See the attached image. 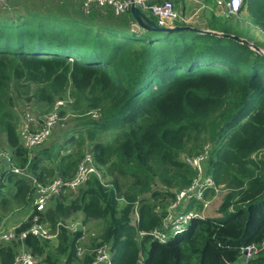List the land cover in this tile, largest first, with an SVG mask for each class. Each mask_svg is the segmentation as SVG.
I'll return each mask as SVG.
<instances>
[{
	"label": "trees",
	"instance_id": "1",
	"mask_svg": "<svg viewBox=\"0 0 264 264\" xmlns=\"http://www.w3.org/2000/svg\"><path fill=\"white\" fill-rule=\"evenodd\" d=\"M243 11L264 32V0H246ZM130 18L121 35L114 27L92 32L94 25L69 18L57 21L69 23L68 29L34 26L37 16L0 25V138L14 165L46 184L57 175L71 179L91 151L108 179L92 177L77 195L57 197L41 214L56 234V247L33 236L26 247L40 258L38 264H94L106 245L111 264H234L254 244L260 252L252 264H264V55L187 30L144 39ZM208 30L242 37L234 24L216 16ZM67 94L74 111L99 117L65 133V151L57 143L28 150L20 139L17 101L51 110ZM111 134L115 138L105 143ZM87 142L92 148L83 152ZM207 144V174L227 191L218 210L225 217L196 218L168 242L155 240L151 233L197 175L184 155L197 156ZM56 161L57 169L51 166ZM5 175L0 222L16 208L29 207L33 193L32 180ZM76 214L84 226L102 225L82 256L83 230L70 233L64 224ZM31 225L29 219L19 230ZM16 256L13 247L0 246V264H13Z\"/></svg>",
	"mask_w": 264,
	"mask_h": 264
},
{
	"label": "built area",
	"instance_id": "2",
	"mask_svg": "<svg viewBox=\"0 0 264 264\" xmlns=\"http://www.w3.org/2000/svg\"><path fill=\"white\" fill-rule=\"evenodd\" d=\"M215 1L217 7L222 10V16L225 18H238L243 12L246 2V0ZM5 2L6 0H0V5ZM79 2L80 11L85 16L94 14L105 16L111 11L115 16L121 17L130 15L132 8L136 7L150 20H152L150 18L151 15L155 19L152 21L161 28L173 29L180 26L182 22V16L172 1L153 3L151 0H79ZM132 28H139L136 22L132 24ZM62 104V102L58 103L56 109ZM92 114L94 115L93 118L99 117L98 112H92ZM58 117L47 119V124L37 133H31L29 125L23 127L22 139L25 141V147L32 151L44 145L53 134ZM210 150L211 145L207 144L197 156L184 155V161L196 170L197 175L189 188L177 194L176 200L171 203L166 211V216L163 218L161 226L151 233L155 240L166 243L170 239L186 232L191 222L196 218H204V212L211 207L212 201L206 197V193L210 189H215L216 191L218 189L213 177L207 174L206 171ZM3 164H7L9 170L0 174V191L4 189L6 184L7 178L5 174L7 172H13L32 180L33 193L30 199V207L33 208V211L28 217V220L32 219V225L28 230L20 231V226H14L8 230H5V226L0 228V246H12L20 242L24 250L17 254L13 264H38L41 261L40 258L26 247L25 240L29 236L41 241H51L56 238V234H53L49 225L42 221L41 214L50 208L56 198L63 193L64 189L77 192L85 188L92 177L95 176L101 179V172L91 151H87L84 154L76 173L71 179H64L62 176L57 175L46 184H42L33 176L26 174V170L16 167L12 162V154L8 151L0 152V168ZM73 227L76 229V226ZM78 229L80 228H77V231ZM259 252L258 246L249 245L243 248L239 261L234 264H252ZM111 257L107 247L104 246L99 249L94 264H111Z\"/></svg>",
	"mask_w": 264,
	"mask_h": 264
},
{
	"label": "rangeland",
	"instance_id": "3",
	"mask_svg": "<svg viewBox=\"0 0 264 264\" xmlns=\"http://www.w3.org/2000/svg\"><path fill=\"white\" fill-rule=\"evenodd\" d=\"M15 1H17V0H8V5L0 6V18H4V19H1L0 25L9 24L7 22V20H10V19H12L14 21H17L18 19L29 20L30 19V16L28 15L29 12H33V13H31V15H34L35 13L45 12L44 15H48V16H50L49 15L50 13H53V11L50 9H48V10L43 9L41 7H36V5H28V7L21 8V7L25 6L24 3L20 5L19 3H15ZM51 4L56 5L55 10H58L56 12H62L63 11L65 5H62V4H68L69 6L73 5V7L75 8V11L79 12L78 8L75 7L76 2L72 1V0H67V1H65V0H54V1H51ZM244 12H243V14L240 15L239 18H237V19L235 18V21H236L235 23L237 24L236 32L240 36L244 37V39L248 40L249 42H251L252 44L257 46L258 48L262 49V51L264 52V32L262 30H260L259 28L255 27L249 21L247 22V20L245 19L246 15H244ZM77 16L79 17V15H77ZM38 18H40L41 20L33 21L32 24L34 26H37L39 23H44V24H47L48 27H63L66 29L72 28L71 26H69V23H66L67 25L63 24V23L62 24L53 23L52 21L48 20V17H44V16L43 17L40 16ZM150 18L152 20H155L151 15H150ZM86 24H88V23H86ZM229 24L233 25V19L229 20ZM194 26L199 28V29H201V27H202L198 24L194 25ZM204 27H206V26H203L202 28H204ZM73 28L75 30H77L75 26ZM96 30L98 31L97 28H92V32H94ZM206 30H207V28H206ZM81 31H84V30H81ZM207 31H209V30H207ZM111 34H114V33L111 32L110 36H111ZM125 34H130V33H125ZM167 34L168 33H165V34L156 33V35H155V33H150V32H147L146 30H144L142 32L141 36H144L143 37L144 39L154 37V36H157L159 38L160 37L165 38V36ZM10 41H15V37L11 38ZM34 89H35V87L32 86V90H34ZM71 101H72L71 97L69 96V94H67L63 98H58L56 100V103H55L53 109L49 110L46 107L38 106V105H36L30 101L18 100L17 101V110L19 112L20 120H21L20 125H19V134H20V139H21V142L23 143V145L25 146V141H24V139H22L23 127H25L26 125L27 126L29 125L30 132L31 133H37L38 131H41L43 129L45 124H47L46 123L47 119L59 116L58 120L56 119L57 124L54 127L53 134L50 136L49 140L46 142L47 145L45 147L57 143V145H59L65 151L67 148L66 147L67 138L62 139V136L65 133H69L70 131L73 132V129L76 126L80 125V123L84 122V120L94 117V115L92 113L80 114V113L74 111L72 108V105H71ZM60 102H62L63 104L60 105V107L58 109H56L57 104ZM28 119H29V121H28ZM72 136H73V134H72ZM114 138H115V136L111 134V135L105 137L104 142L110 143V142H112V140ZM92 145H93V143L87 142L83 148V152L89 150L90 147L92 148ZM5 149H8V146H7L5 138L2 137V138H0V152L6 151ZM51 163H52L51 166H53L55 169H57L58 162L56 161L54 163L53 162H51ZM8 170H9V166L7 164H3L0 168V174L3 172H6ZM103 176H104V174L101 173L100 177H101L102 182H108V179L107 178L105 179ZM13 192H14V190H13L12 186L10 185V189H9L8 194H10V196H12ZM226 194H227V191L224 190L222 187V188H219L217 191H215L214 194L210 193L208 195L209 196L208 199L212 201V204H211V207L206 212H204V217L206 216V217H212V218H216V219H222L225 217V215L223 213L219 212L218 210H219V208L223 202V198ZM63 195L64 196L77 195V192L68 190L65 193L60 194V196L58 198H60ZM32 211H33V208L30 206L27 208L26 211L24 210V208H23V210H22V208H16V210H14L13 212H10V213L4 215V219L2 220V222H0V228L2 226H5V230H8L14 226H20L24 222V220L27 219V216ZM64 224H65V226H67L70 233H75V232H77V228L82 229V227H83L82 237H81V239H79V242H78L79 243L78 253L80 256L83 255L87 246H89L91 244V240L97 238L102 232V225L101 224L92 223L90 225L84 226L83 216L81 214L73 215V217L68 219L67 221H65ZM73 226H76V229ZM100 243H101L100 241L97 242V244H100ZM50 245H51L52 249H53V247H56L58 245L57 238H54L53 240H51ZM11 247H13L15 249L16 254H19L24 250L23 245L21 243H16V244L12 245ZM105 247H107V250L110 252L109 246L106 245ZM98 251H97V253H98Z\"/></svg>",
	"mask_w": 264,
	"mask_h": 264
},
{
	"label": "crops",
	"instance_id": "4",
	"mask_svg": "<svg viewBox=\"0 0 264 264\" xmlns=\"http://www.w3.org/2000/svg\"><path fill=\"white\" fill-rule=\"evenodd\" d=\"M51 1H54V0H17V1H15V3H19L20 5L24 3L25 6H23L21 8L28 7V5H36V7H41L43 9H47V10L50 9L53 11V13L49 14L50 16L44 15L45 12L35 13L34 15H31V13H33V12H29L28 13L29 16H37V17H40V16L43 17L44 16V17L52 18L53 20H50V21H52L53 23H57V21H64V20L68 21L67 18H69V20H76V22L82 20L84 22H87V23L94 25V27H96V28L114 27V29L116 28L120 31V35H121V32H123L121 28H125V26H127L124 24L123 21L129 22L131 19L130 16L132 15L131 14V15L117 17L111 11H109V13L105 16H98L97 14L85 16L80 11L79 0H72V1L76 2L75 7L78 8L79 12L75 11V8L73 7V5L69 6L68 4H62V5H65L62 12H56V11H58V10H55L56 5L51 4ZM65 1H67V0H65ZM151 1L153 3H158V2H163V1H172L176 6L177 11L182 16V22L180 23L181 27L188 26V27H192V28H197L194 25L198 24L202 27L206 26L204 28L201 27L202 30H206V28L208 30L209 21L213 16L223 18V19L227 20L228 22H229V20L233 19L234 27L235 28L237 27V24L235 23L236 22L235 17L234 18L223 17L222 12H221L222 10L217 7L215 0H151ZM5 5H8V0H6V2L0 6H5ZM243 12L241 14H243ZM77 15H79V17ZM244 15H246L245 19L248 22L249 18H248V14L246 11L244 12ZM1 19H4V18H0V21H1ZM18 21L26 22V20H22V19H18L17 21H14L12 19L7 20V22L9 24H11L12 22L15 23ZM134 21H135V19H134ZM39 24H44V23H39ZM197 29H199V28H197ZM96 32H97V30H96ZM241 38H244V37H241ZM5 150H6V152L7 151L10 152L9 149H5ZM27 208H28V206L26 208H24V210L26 211ZM29 215L27 216L26 220H28ZM26 220H24V222H26Z\"/></svg>",
	"mask_w": 264,
	"mask_h": 264
},
{
	"label": "water",
	"instance_id": "5",
	"mask_svg": "<svg viewBox=\"0 0 264 264\" xmlns=\"http://www.w3.org/2000/svg\"><path fill=\"white\" fill-rule=\"evenodd\" d=\"M131 14L133 16V18L135 19V21L137 22V25L140 29L146 30L147 32L150 33H173L179 30H187V31H192L195 33H199V34H210V35H216L222 38H226V39H230L233 41H236L238 43H241L245 46L250 47L252 50L256 51L259 54L264 55V52L262 51V49L258 48L257 46H255L254 44H252L251 42H249L248 40L241 38L237 35H232V34H226V33H217V32H213V31H207V30H201V29H197V28H192V27H188V26H178L176 28H161L159 26L156 25V23L152 20H150L143 12H141L140 9L133 7L131 10Z\"/></svg>",
	"mask_w": 264,
	"mask_h": 264
}]
</instances>
